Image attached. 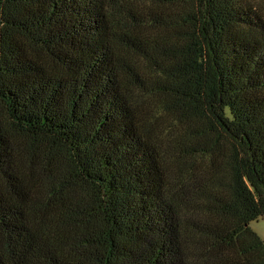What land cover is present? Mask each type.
I'll return each instance as SVG.
<instances>
[{
    "label": "trees",
    "instance_id": "obj_1",
    "mask_svg": "<svg viewBox=\"0 0 264 264\" xmlns=\"http://www.w3.org/2000/svg\"><path fill=\"white\" fill-rule=\"evenodd\" d=\"M254 0H0V264H264Z\"/></svg>",
    "mask_w": 264,
    "mask_h": 264
},
{
    "label": "rangeland",
    "instance_id": "obj_2",
    "mask_svg": "<svg viewBox=\"0 0 264 264\" xmlns=\"http://www.w3.org/2000/svg\"><path fill=\"white\" fill-rule=\"evenodd\" d=\"M261 6L264 11V0H254ZM249 226L252 230H254L264 241V218L259 217L256 220H252L249 223Z\"/></svg>",
    "mask_w": 264,
    "mask_h": 264
}]
</instances>
